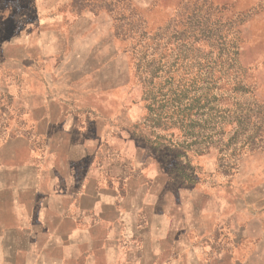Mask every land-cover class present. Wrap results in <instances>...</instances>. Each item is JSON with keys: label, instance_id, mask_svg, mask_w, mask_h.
<instances>
[{"label": "rangeland", "instance_id": "1", "mask_svg": "<svg viewBox=\"0 0 264 264\" xmlns=\"http://www.w3.org/2000/svg\"><path fill=\"white\" fill-rule=\"evenodd\" d=\"M42 36L60 54L32 60ZM22 49L24 95L31 82L45 97L67 89L70 127L108 157L95 165L161 168L173 189L231 183L249 212L264 201V0H0V53L14 64ZM31 125L0 98V143L16 129L8 145L41 146ZM246 222L232 214L185 241L233 259L255 241Z\"/></svg>", "mask_w": 264, "mask_h": 264}, {"label": "crops", "instance_id": "2", "mask_svg": "<svg viewBox=\"0 0 264 264\" xmlns=\"http://www.w3.org/2000/svg\"><path fill=\"white\" fill-rule=\"evenodd\" d=\"M37 45L32 60L59 53L45 36ZM19 53L14 64L0 53V98L29 109L30 133L43 142L8 145L23 137L15 129L0 143V264H264V201L249 212L231 183L173 189L161 168L153 176L151 166L135 175L124 163L95 165L93 158L108 157L70 127V93L57 87L45 97L47 89L31 82L25 96ZM232 214L247 220L244 235L255 241L235 248L233 259L227 250L205 258L202 248L190 249V229L199 236Z\"/></svg>", "mask_w": 264, "mask_h": 264}, {"label": "trees", "instance_id": "3", "mask_svg": "<svg viewBox=\"0 0 264 264\" xmlns=\"http://www.w3.org/2000/svg\"><path fill=\"white\" fill-rule=\"evenodd\" d=\"M194 99V98H193ZM193 99H192V101H193ZM194 101H197V99L196 100H194Z\"/></svg>", "mask_w": 264, "mask_h": 264}]
</instances>
